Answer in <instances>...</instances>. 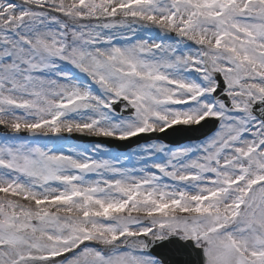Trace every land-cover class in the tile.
Listing matches in <instances>:
<instances>
[{
    "label": "snow or ice",
    "instance_id": "6c2138e0",
    "mask_svg": "<svg viewBox=\"0 0 264 264\" xmlns=\"http://www.w3.org/2000/svg\"><path fill=\"white\" fill-rule=\"evenodd\" d=\"M0 264H264V0H0Z\"/></svg>",
    "mask_w": 264,
    "mask_h": 264
}]
</instances>
